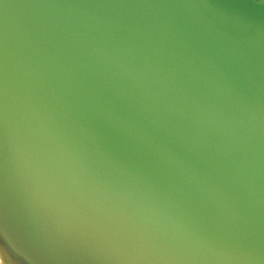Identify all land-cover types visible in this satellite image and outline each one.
I'll return each mask as SVG.
<instances>
[{"label":"water","instance_id":"obj_1","mask_svg":"<svg viewBox=\"0 0 264 264\" xmlns=\"http://www.w3.org/2000/svg\"><path fill=\"white\" fill-rule=\"evenodd\" d=\"M5 264H264V0H0Z\"/></svg>","mask_w":264,"mask_h":264},{"label":"clouds","instance_id":"obj_2","mask_svg":"<svg viewBox=\"0 0 264 264\" xmlns=\"http://www.w3.org/2000/svg\"><path fill=\"white\" fill-rule=\"evenodd\" d=\"M0 264H5V260L2 255H0Z\"/></svg>","mask_w":264,"mask_h":264}]
</instances>
